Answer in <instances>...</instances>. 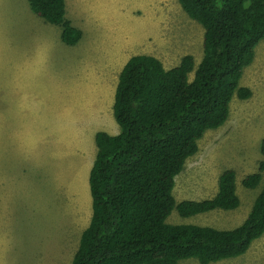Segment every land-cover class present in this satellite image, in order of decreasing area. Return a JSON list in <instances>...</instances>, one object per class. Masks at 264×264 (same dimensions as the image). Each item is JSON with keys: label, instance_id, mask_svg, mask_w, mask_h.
Masks as SVG:
<instances>
[{"label": "trees", "instance_id": "16d2710c", "mask_svg": "<svg viewBox=\"0 0 264 264\" xmlns=\"http://www.w3.org/2000/svg\"><path fill=\"white\" fill-rule=\"evenodd\" d=\"M177 1L203 27L201 60L196 65L186 54L165 68L157 57L140 53L123 66L113 103L119 133L95 135L88 179L92 212L70 264H180L189 258L211 264L246 253L264 234V185L234 228L166 221L174 209L190 217L239 206L231 168L220 174L211 198L176 202L172 190L198 141L228 119L232 98L250 97L240 79L264 40V0ZM27 3L43 21L60 27L64 43L78 42L81 32L65 16L64 0ZM263 169L260 162L242 185L256 188Z\"/></svg>", "mask_w": 264, "mask_h": 264}, {"label": "rangeland", "instance_id": "374dc122", "mask_svg": "<svg viewBox=\"0 0 264 264\" xmlns=\"http://www.w3.org/2000/svg\"><path fill=\"white\" fill-rule=\"evenodd\" d=\"M64 1L66 3L65 11H67L65 16L72 19L71 23L74 26L77 18L99 16V19L96 18V23L100 26L98 40L100 39L102 44L106 41L108 46L113 48L117 43H120L121 36V43L131 45L127 54L147 53L153 55L163 63L165 68L177 65L182 56L186 54H191L194 57L196 65L201 60L203 27L181 9L177 0ZM25 5L30 10L27 3ZM130 9H136L134 16L141 18L140 23L134 16L132 20L128 18L127 23L123 22V14L128 12L129 17ZM23 10L21 5H16L15 0H0V94L11 90L13 95V90L17 86L18 80L13 70V64L19 58L14 49L16 35L13 36V32L16 33L20 28L24 29V26H29L27 24L29 20L24 17L28 11L23 16L21 13ZM30 13L35 16L31 11ZM40 24H47L46 26H49L48 28H51L53 33L57 32L56 29L60 31L59 26L47 22L42 23V20H40ZM95 29L98 30L99 27L95 26ZM85 40H90L88 43L83 41L90 48L97 47L96 41L94 42L88 33L85 35ZM60 63L61 54L55 49H50L48 64L60 65ZM51 74L59 75L58 72L53 71ZM3 82L4 87L2 86ZM240 85L250 89V97L247 99L232 98L228 119L222 126L207 130L198 141V151L186 159L183 169L175 177L172 190L176 202L211 198L217 192L220 174L225 169L231 168L236 174L239 206L232 210L214 209L190 217H182L174 209L166 220L168 223H192L219 229L234 228L243 222L256 195L263 187L264 169L256 188H246L241 181L244 176L257 172L260 162L264 163V154L261 150L264 139V40H261L256 46L254 59L244 69ZM33 89L40 88L33 87ZM50 89L54 94L55 88ZM47 97V94L39 97L34 96V103L24 106L17 103L19 110H14L12 104L2 110L5 119L1 120L0 126L9 130L10 133L8 135L2 133L4 136L0 135V176H2L3 168L7 163L24 162L25 155L23 153L26 143L37 140V137H42L39 129L28 123H32L36 117L44 115L46 110L39 99H47ZM18 114L26 122L27 130L36 129L32 131L34 135L12 134V130L18 122V118L14 119V116L17 117ZM2 123L4 124L2 125ZM54 152L51 153L55 154ZM60 154L61 151H59ZM51 157L52 161H57V159H53V155ZM7 167L5 169L10 171V168ZM67 167L66 172L73 167V162H69ZM30 177L35 178L33 180L35 186L32 182H25L22 176L19 178L22 184L18 183L17 185L18 192L14 191L18 197L30 198L28 201L31 204L29 210L19 201L17 204H12L13 200H9L8 194H3L0 188V226L4 223L12 224L22 230L19 236H15L13 250L7 253V257L11 264H48L49 260H55L57 263L53 264H58L60 260L66 262L69 258L71 262L72 252L76 251L78 246L77 237L90 221L92 208L89 187L87 189L89 197L82 198L80 196L82 194L79 192L76 197L77 205L76 202H73L74 198L71 195L78 191H69L67 188H64L65 192L57 191L50 180L48 183L47 181L38 182L34 174ZM42 184H44L43 187ZM25 186H28V191L22 190ZM37 187L42 188L38 191ZM75 188L77 187L75 186ZM16 195L14 197L18 198ZM5 204L11 205L5 206ZM76 206L84 209L85 212H82V216H80L79 209V215L74 211ZM30 239H37L35 240L37 242L29 243L27 240L31 241ZM2 240L4 239L0 236V253L10 249L3 246L4 241ZM40 240H42L41 243H39ZM74 243H76V248L73 247ZM255 251L256 249L251 246L246 253L238 257L211 264H259V261L255 260ZM30 255L34 256H31L30 259ZM180 264L200 263L195 258H189L180 261Z\"/></svg>", "mask_w": 264, "mask_h": 264}, {"label": "crops", "instance_id": "0c3cea01", "mask_svg": "<svg viewBox=\"0 0 264 264\" xmlns=\"http://www.w3.org/2000/svg\"><path fill=\"white\" fill-rule=\"evenodd\" d=\"M23 1L15 0L17 6L21 5L24 8L21 11L23 16L28 11V14L24 17L29 20L27 22L29 26H24V29L20 28L16 33L13 32V36L16 35L14 49L17 51L19 58L13 64V70L18 82L13 90V95L11 90L0 94V124L1 120L5 119L4 111L2 110H5L9 104H12L14 110H19L18 104H23V106L33 104L34 96L39 97L47 94L48 97L47 99H39V102L44 104L46 110L44 115L36 117L32 123H28L30 126L38 128L42 137H37V140L26 143L23 153L25 155L24 162L19 161L5 165L2 176H0V188L3 194H8L9 200H13L12 204H17V201H19L22 206L29 210L31 207L28 202L30 198L18 197L15 192H18V183L22 184L19 181L22 176L25 182H32L35 186L33 183L35 178L30 177L34 174L38 182L47 181L48 183L50 180L57 191H64V188L73 192L78 191L76 194L71 195L74 198L73 202L77 204L76 197L79 192L82 194L80 195L82 198L89 197L87 192L89 187L88 179L97 150L95 144L96 133L99 131L110 135L119 133V126L113 116V103L118 75L127 60L138 53L127 54L131 45L121 43V36L120 43H117L113 48L108 46L106 41L103 42V45L100 39L98 40L100 26L96 23V18L99 19V16L87 17L85 18L86 20L81 17L80 19L77 18L75 26L71 23L72 26L80 30L81 37L76 44L68 45L61 39V30L56 29L57 32L53 33L51 28L46 26L47 24H40L42 19L37 15L35 16L40 18V20L33 16L30 13L31 10H28L25 5L27 0ZM135 10L130 9L129 17L128 12L124 13L123 22L127 23L128 18L132 20ZM65 12L67 14V11ZM134 18L140 23L141 18L139 16H134ZM67 19L73 22L70 17H67ZM42 23L46 22L42 20ZM95 26H98L99 29L96 30ZM86 33L89 34L94 42L96 41L97 47L95 49L90 48L83 42L86 41ZM51 36L52 38H50ZM88 42L90 40L86 41V43ZM50 49H55L61 54L60 65L48 64ZM52 71L58 72L59 75H52ZM2 86L4 87V82ZM33 87L40 89L35 90ZM50 88H55L53 90L54 94L51 93ZM2 103L4 105H1ZM17 118L18 122L12 130V134L34 135L32 131L36 129L27 130V124L23 121L20 114L17 117L14 116V119ZM2 133L8 135L10 131L0 126V135L4 136ZM53 151H55V154L51 153ZM59 151H61L60 155ZM51 155L57 161H52ZM66 158L67 161H65ZM69 162H73V167L66 172ZM7 166L10 171L5 169ZM43 186L44 184H42ZM42 187H37L36 189L40 191ZM22 190L28 191V186L23 187ZM14 195L18 198H15ZM87 202L86 200L85 203L87 204ZM10 205L5 204V206ZM78 209L80 210V216H82V212H85L84 209L76 206L74 211L78 215ZM17 228V226L6 225V223L0 226V236L4 239L2 240L4 241L3 246L10 248L9 251L5 248L6 251L0 253V263L2 264H11L7 253L12 252L15 236H19L20 232H22V230ZM80 235L77 237L78 243ZM35 240L27 241L29 243L37 242ZM41 242L42 240L39 243ZM75 245L76 243H74L73 247ZM251 246L256 249L255 260L259 261V264H264V234L256 239ZM74 252L72 253L74 254ZM31 256L34 255H30V259ZM63 260L65 259L63 258ZM53 263H57V261L49 260L48 262V264ZM60 263L70 264V258L66 262L60 260Z\"/></svg>", "mask_w": 264, "mask_h": 264}]
</instances>
